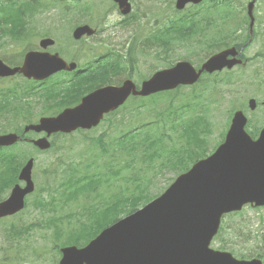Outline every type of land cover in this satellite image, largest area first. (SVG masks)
<instances>
[{
  "label": "flooded vegetation",
  "instance_id": "af4514ba",
  "mask_svg": "<svg viewBox=\"0 0 264 264\" xmlns=\"http://www.w3.org/2000/svg\"><path fill=\"white\" fill-rule=\"evenodd\" d=\"M17 1L19 6L35 7L34 13L27 16L23 15L27 30L35 34L24 41V47H31L30 50L40 51L38 47H34V44L38 36H43L44 39L50 41V47L46 50L58 53L64 61L77 57V74L81 72L82 64H85L87 70H93V74H97L98 68L105 61L101 53L100 37L109 29L128 28L132 30L134 37L148 36L151 32H156L158 36L163 37L170 34L169 22L178 19L182 22L178 35H182L183 38L189 35V39L183 43L176 41L172 47L188 49L191 52L199 50L200 53L205 51L198 44L197 38L200 35L197 28L201 25H205L206 28L211 27V31L214 30L216 33L232 38L239 43L241 39L247 38L244 41V44H246L251 37L250 35L264 38V0H230L228 2L204 0L196 5L187 4L182 10L176 8L177 0H127L128 2L124 4L126 7H120L113 0ZM251 2L250 14L249 6ZM2 10H4V6L0 9V11ZM123 11H126L125 14H123ZM201 11L204 13L203 15ZM0 18L4 22L9 21L7 13H0ZM117 19L118 21L114 23ZM185 20L194 21V23L193 25L189 23L186 26ZM84 25L93 29V34L89 36L82 35L80 40H74L73 32ZM168 43L167 40L160 41V45ZM241 58L245 59L244 56ZM13 59L10 58L6 65H13ZM196 66L199 67L200 65ZM119 74L120 71H117L112 77H117ZM56 75L48 78L47 81L45 80L43 84L52 83L57 77ZM58 77L65 82L68 79V74L61 72L58 73ZM120 79L121 76H118L115 80ZM10 80L11 78L0 77V83L2 84L8 83ZM73 82L79 84L80 88L75 92L63 90L67 95L65 97H51L47 93H42L44 88L42 85H37L30 94H13L9 98L6 95H0L3 98L0 102V135L11 132V134L18 137L17 142L13 145L0 146V160L5 157L0 163V203L10 195L13 185L19 181L18 172L24 162L33 161L32 164H36L35 161L40 159L38 156L39 151L42 150L40 145L48 146V151L40 153H48L50 157H53L55 165H73L82 159L85 146L81 142L70 141L69 135L61 132L47 135L45 132L25 131L26 125L38 124L43 117H55L64 109L77 106L82 99L81 97L87 95L94 83L83 86L81 84L82 79L78 77ZM120 85L108 83L105 86ZM231 87H233V83L228 82L226 91L218 92L214 89L213 104L220 96H225L229 102L232 101ZM259 105L258 103L257 106ZM261 106H264V103ZM221 107L220 104L218 106V103H216V109L211 114L212 126L216 127L218 125ZM237 110L242 111L245 115L247 119L246 126L248 129H252L254 133L261 126H264V115H254L256 109L249 110L247 103L242 102ZM234 112L233 110L225 111V127L230 125ZM10 117L11 121H9ZM145 118L142 116L141 111H129L120 125V129L135 132V139L161 140L162 142L170 139L166 122L160 120L163 118L155 115V112L148 114V121L144 120ZM209 122V119L204 121L207 126L210 125ZM152 123H157L158 127H149ZM181 127L183 129V132L181 131L182 139L185 140V125L183 124ZM93 129H78L76 134L85 135ZM259 133L255 138L258 137ZM189 134L192 136L189 144H193V148H196L200 142V132L193 126ZM207 134L208 129L205 131V135ZM79 138L83 141V137ZM85 144L95 143L86 142ZM40 193L49 196L52 191L47 189L38 190V194ZM2 197L5 198L2 199ZM33 201L30 202L31 205L25 211L0 217V256L4 260L9 259L11 254L17 253V246L25 244L27 234H29L30 239L36 235L40 236L42 229L50 226L53 222V208L56 201L50 198L45 205ZM27 228L30 231L27 232ZM11 246L13 248H10Z\"/></svg>",
  "mask_w": 264,
  "mask_h": 264
},
{
  "label": "water",
  "instance_id": "95a60500",
  "mask_svg": "<svg viewBox=\"0 0 264 264\" xmlns=\"http://www.w3.org/2000/svg\"><path fill=\"white\" fill-rule=\"evenodd\" d=\"M187 2L179 0L177 7L180 9ZM227 55L228 52L215 55L202 70L222 69ZM9 71L13 73L16 69ZM201 71L196 73L188 63H179L144 82L140 94L148 96L178 85L194 84ZM30 74L36 75L37 71L31 70ZM110 97L109 89L95 92L57 119H42L29 128L47 133L89 129L96 125L108 103L123 101ZM245 124V118L237 113L225 142L210 158L196 163L143 211L104 231L84 248L63 249L61 264H261L256 259L236 260L229 253L209 248L224 213L246 204L264 206V130L257 141H252L244 132ZM15 140L14 135L1 136L0 145ZM30 174L31 167L27 164L21 172L27 186L15 189L11 198L0 204V216L23 207L24 196L32 191ZM208 218L211 220L204 223Z\"/></svg>",
  "mask_w": 264,
  "mask_h": 264
},
{
  "label": "trees",
  "instance_id": "16d2710c",
  "mask_svg": "<svg viewBox=\"0 0 264 264\" xmlns=\"http://www.w3.org/2000/svg\"><path fill=\"white\" fill-rule=\"evenodd\" d=\"M16 13L17 10L13 8L10 9V14ZM11 24H14V21L11 20ZM134 67V60L132 58H129L126 60H122V65L119 67V71L120 73L125 74L128 70L131 72ZM176 117L177 115H173L172 119L175 120ZM193 126L194 125L186 124L185 130L190 129ZM195 128L199 131H202L204 128L200 117H197V125H195ZM201 144L202 146L196 151H193L192 148H189L187 150L177 149L179 151L178 156H180V153H182L191 160L181 161V170L186 171L190 167V164L192 162L206 157L204 156L206 150L205 146L203 145V140H201ZM99 157L100 159H103L104 156L102 152L100 153ZM65 175L70 178L77 176V172L74 171V166L69 167V170L65 173ZM109 191L110 185L107 182L105 175H103L101 177V180L93 184L91 188L86 191L80 192V195L82 196V199L84 201L83 216L81 214H74L67 219V226L69 228L63 230L62 244L60 246L75 245L80 247L85 245L88 241L98 235L99 230L97 228L101 224L103 216L105 215L111 204V200L108 197ZM60 196L62 199H65L63 191L60 192ZM219 249H224V245L219 247Z\"/></svg>",
  "mask_w": 264,
  "mask_h": 264
},
{
  "label": "rangeland",
  "instance_id": "374dc122",
  "mask_svg": "<svg viewBox=\"0 0 264 264\" xmlns=\"http://www.w3.org/2000/svg\"><path fill=\"white\" fill-rule=\"evenodd\" d=\"M112 36L113 38H115V40L122 38L121 40L125 42V39H126L125 36H121L120 34L112 35ZM255 50L256 48L253 47L250 50V53H253ZM149 51L151 53V59L147 60L144 64H142L141 58L138 59L139 61L138 68H139V71L143 74L147 73L149 71V67H153L155 63V61L153 60V57H155L157 54V48L150 49ZM187 54L188 52L186 50H178L177 48H175L173 53L169 57V61L173 59H177L179 57H183ZM17 56H18V53H17ZM155 69L158 70V69H161V67L157 66ZM250 70L251 69H249V71ZM187 93L188 92L185 91L182 94H187ZM228 101L229 100H224L223 102H221V104L220 103L219 104L222 107L229 106ZM214 108H215V105H214ZM262 110H264V107H262ZM217 134H218L217 136V143H218L222 139V136H220V130L217 132ZM171 176L172 175L169 174L168 177H171ZM239 219H240V216L226 217L223 222V226L225 225L226 232L221 235H218L211 243V247L215 250L221 247L222 243L220 242V240H218V238L220 237V239L226 240V243L224 244V249H223L224 251H227L232 254L234 253L233 255L236 258H239L240 256H244L249 259L256 258L255 256L261 253L260 247L263 250H264V247H262L261 244L258 243L260 238H254L253 234H255V232L259 229H264V210L255 211L251 209H245L244 212L242 213V220L245 222V224L240 226L241 231L238 233V235H235L231 231H227V229L233 226L235 222H238ZM43 244L44 242L39 243L35 245V247L41 250V247ZM33 255L34 254H32L31 252L30 261L33 262V264H52L51 262H46L43 260H39L37 258H33ZM47 258L48 256L45 257V259Z\"/></svg>",
  "mask_w": 264,
  "mask_h": 264
},
{
  "label": "bare ground",
  "instance_id": "6f19581e",
  "mask_svg": "<svg viewBox=\"0 0 264 264\" xmlns=\"http://www.w3.org/2000/svg\"><path fill=\"white\" fill-rule=\"evenodd\" d=\"M210 220H211L210 218H208V219H204L203 222H204V223H208Z\"/></svg>",
  "mask_w": 264,
  "mask_h": 264
}]
</instances>
